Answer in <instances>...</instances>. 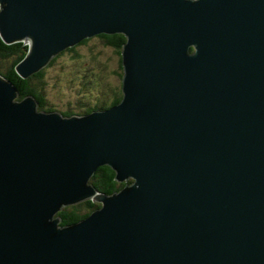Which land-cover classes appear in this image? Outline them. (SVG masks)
<instances>
[{"label": "water", "instance_id": "95a60500", "mask_svg": "<svg viewBox=\"0 0 264 264\" xmlns=\"http://www.w3.org/2000/svg\"><path fill=\"white\" fill-rule=\"evenodd\" d=\"M116 34L107 109L39 111L0 75V264H264V0H0L22 79ZM103 166L131 183L96 191Z\"/></svg>", "mask_w": 264, "mask_h": 264}, {"label": "rangeland", "instance_id": "374dc122", "mask_svg": "<svg viewBox=\"0 0 264 264\" xmlns=\"http://www.w3.org/2000/svg\"><path fill=\"white\" fill-rule=\"evenodd\" d=\"M118 52L102 38L93 37L73 51L65 50L57 55L55 61L44 69L42 78L47 108L73 113H82L87 108L106 109L114 93L121 89ZM95 204L98 209L100 203Z\"/></svg>", "mask_w": 264, "mask_h": 264}, {"label": "trees", "instance_id": "16d2710c", "mask_svg": "<svg viewBox=\"0 0 264 264\" xmlns=\"http://www.w3.org/2000/svg\"><path fill=\"white\" fill-rule=\"evenodd\" d=\"M99 38H102L105 43L113 46L120 53L121 46L125 42V38L123 35H99ZM89 39L82 41L79 45L68 49L67 51H73L76 47L85 44ZM28 46L24 43H14L11 45L5 44L0 38V75L5 79L10 81L19 91V99L26 96H33L39 103V111L43 112H52V109L47 108L46 102L43 97V87L44 83L42 78L44 76V69L40 72L30 76L28 79H22L15 71V66L25 57L27 53ZM192 50V49H191ZM58 57V56H57ZM56 57V58H57ZM54 58L52 62L55 61ZM121 69V66H120ZM122 70V69H121ZM122 98L121 89L114 93V97L112 102L108 105L107 108L112 107L119 103ZM112 99V98H111ZM106 108V109H107ZM105 109V108H104ZM104 109H89L87 108L84 112L78 115H85L90 112L96 110H104ZM64 117H69L75 115V113L71 111L59 112ZM115 172L107 166L99 167L96 169L94 175L89 180V184L95 188L96 191L111 195L115 192L120 191L125 185L130 184L129 182L120 183L115 179ZM96 205L92 201H84L82 203H78L74 206L63 208L58 212V216L61 219L60 226H68L74 223L81 221L86 218L92 211L96 209Z\"/></svg>", "mask_w": 264, "mask_h": 264}, {"label": "flooded vegetation", "instance_id": "af4514ba", "mask_svg": "<svg viewBox=\"0 0 264 264\" xmlns=\"http://www.w3.org/2000/svg\"><path fill=\"white\" fill-rule=\"evenodd\" d=\"M96 37H98V36H96Z\"/></svg>", "mask_w": 264, "mask_h": 264}]
</instances>
